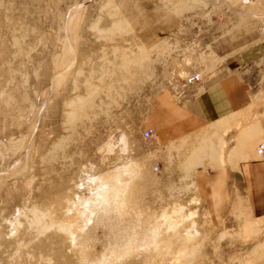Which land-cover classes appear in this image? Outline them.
I'll return each mask as SVG.
<instances>
[{
    "label": "rangeland",
    "instance_id": "obj_1",
    "mask_svg": "<svg viewBox=\"0 0 264 264\" xmlns=\"http://www.w3.org/2000/svg\"><path fill=\"white\" fill-rule=\"evenodd\" d=\"M261 145L264 0H0V264H264Z\"/></svg>",
    "mask_w": 264,
    "mask_h": 264
},
{
    "label": "crops",
    "instance_id": "obj_2",
    "mask_svg": "<svg viewBox=\"0 0 264 264\" xmlns=\"http://www.w3.org/2000/svg\"><path fill=\"white\" fill-rule=\"evenodd\" d=\"M240 88L238 78L233 75L220 78L204 86L191 101L201 123L198 126L192 124L190 131L201 129V125L205 127L216 125L232 117L240 105Z\"/></svg>",
    "mask_w": 264,
    "mask_h": 264
},
{
    "label": "bare ground",
    "instance_id": "obj_3",
    "mask_svg": "<svg viewBox=\"0 0 264 264\" xmlns=\"http://www.w3.org/2000/svg\"><path fill=\"white\" fill-rule=\"evenodd\" d=\"M258 152H259V154H263L264 153V145H261V147L259 148ZM156 169H158V168L156 167Z\"/></svg>",
    "mask_w": 264,
    "mask_h": 264
},
{
    "label": "built area",
    "instance_id": "obj_4",
    "mask_svg": "<svg viewBox=\"0 0 264 264\" xmlns=\"http://www.w3.org/2000/svg\"><path fill=\"white\" fill-rule=\"evenodd\" d=\"M198 78V77H197ZM152 133H153V131H150V132H146V137H149V136H151L152 135Z\"/></svg>",
    "mask_w": 264,
    "mask_h": 264
}]
</instances>
